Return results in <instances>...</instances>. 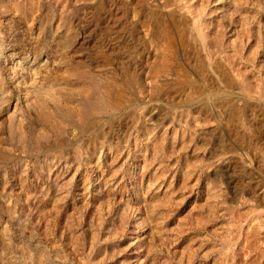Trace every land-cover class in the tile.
<instances>
[{"label": "rangeland", "instance_id": "1", "mask_svg": "<svg viewBox=\"0 0 264 264\" xmlns=\"http://www.w3.org/2000/svg\"><path fill=\"white\" fill-rule=\"evenodd\" d=\"M0 264H264V0H0Z\"/></svg>", "mask_w": 264, "mask_h": 264}, {"label": "bare ground", "instance_id": "2", "mask_svg": "<svg viewBox=\"0 0 264 264\" xmlns=\"http://www.w3.org/2000/svg\"><path fill=\"white\" fill-rule=\"evenodd\" d=\"M185 4V3H184ZM176 12V11H175ZM180 14V13H179ZM189 14V13H188ZM188 16V15H187ZM88 91V90H87ZM89 124V123H88Z\"/></svg>", "mask_w": 264, "mask_h": 264}]
</instances>
